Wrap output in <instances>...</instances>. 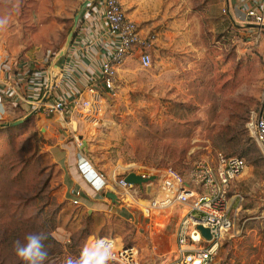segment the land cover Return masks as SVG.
<instances>
[{
  "label": "rangeland",
  "instance_id": "1",
  "mask_svg": "<svg viewBox=\"0 0 264 264\" xmlns=\"http://www.w3.org/2000/svg\"><path fill=\"white\" fill-rule=\"evenodd\" d=\"M99 1L0 0V60H53L72 40L76 17L79 25L83 10ZM122 3L141 30L162 39L150 68L126 60L112 95L49 129L53 117H0V264H22L13 242L30 232L47 235L46 264H65L98 238L133 246L141 264H162L151 256L155 230L148 224L156 220L171 239L183 207L176 202L153 217L141 207L162 195L167 169L191 181L201 163L215 164L218 153L245 159L248 171L229 193L242 201L235 199V228L223 239L216 263L264 264V155L249 130L264 97V39L250 35L253 27L246 36L228 25L222 0ZM19 119L22 124L6 126ZM66 146L110 177L112 193L119 191L114 180L130 173L156 178L137 201L121 200L136 221L116 211L94 212L74 196L67 167L59 162Z\"/></svg>",
  "mask_w": 264,
  "mask_h": 264
},
{
  "label": "built area",
  "instance_id": "2",
  "mask_svg": "<svg viewBox=\"0 0 264 264\" xmlns=\"http://www.w3.org/2000/svg\"><path fill=\"white\" fill-rule=\"evenodd\" d=\"M227 2L238 8L243 15L241 29H244L246 36L250 34L247 27H253L259 30V34L250 35L256 39L260 38V33L264 31V0H227ZM93 11L101 13L107 29L105 36L108 49L101 61L100 84L108 95H112L118 69L126 60L137 57L142 68L148 69L152 66V51L158 41V34L142 33L137 23L125 13L122 0H100L94 7L90 4L84 10L85 15L93 14ZM222 12L227 15L229 10L225 8ZM83 19L81 18L82 21ZM22 64L28 68L31 62L23 60L11 63L0 60V105L8 100L17 103L21 100L18 89L21 84L28 83L27 75L30 72L27 69H19ZM45 74L47 80L36 86L39 93L38 99L33 104L34 114L45 117L70 115L69 98L55 96L61 84V69L53 61L47 65ZM97 89L90 90L94 93ZM73 100L75 109L92 111L98 105L99 95L94 94L91 101H82L79 96ZM249 130L264 155V97L259 111L253 113ZM78 169L95 191L109 187L110 177L97 171L82 153L78 157ZM247 171L248 164L245 159L225 157L221 153L217 154L215 164L201 163L192 175L191 181H187L172 168L165 171L160 186L162 197L147 200V204L141 207V212L149 217L154 212L169 209L176 202L183 207L184 213L175 233L176 247L166 256V264H217L223 239L235 228V212L240 210V204L235 207V199L242 201L239 195L235 196L234 200L231 199L229 193L234 182L244 177ZM125 177L126 175L114 180L119 189L116 193L123 201H137L138 196L143 192L138 186L128 184ZM82 194L79 190L74 192L76 197H82ZM199 226L209 230L210 239L203 236L198 229ZM98 240L112 245L113 259L109 264H141L138 252L133 246L118 245L114 238L93 239L86 246L90 247Z\"/></svg>",
  "mask_w": 264,
  "mask_h": 264
},
{
  "label": "crops",
  "instance_id": "3",
  "mask_svg": "<svg viewBox=\"0 0 264 264\" xmlns=\"http://www.w3.org/2000/svg\"><path fill=\"white\" fill-rule=\"evenodd\" d=\"M221 8L222 10L225 8L229 10V13L225 15L226 20H228V25H233L238 28H242L243 15L241 14L238 8L234 7L233 5L231 6L227 2V0H222ZM128 17L134 22H136L134 20L133 14H128ZM81 18L84 19L83 21H80L81 23L79 25L76 24V27L78 28L73 34V38L69 42L64 52H61L59 55H57L56 58L51 61L49 58L46 57L42 61H34L33 63H31V65L28 66V68L26 67V65L23 64L18 67L19 69L30 70L29 74L27 75L28 83L21 84V86L19 87L18 91L21 100L18 103L15 101L12 102L8 100L2 105H0V117L8 112L15 113L16 115L22 114L24 116H31L34 113L35 110L33 104L38 99L39 93L38 89H36V86L37 84L38 86H40V84H43L47 80L45 71L47 69V65L53 61L56 63V66H58L59 69H61L62 71V76L60 79L61 84L59 89L56 91L55 96L57 98L65 96L69 98L70 108L68 111L69 113L71 112V114L65 116H53V118H51V121L53 122H49L47 124L48 129L50 128L51 123H54L53 125H61L62 121L66 122V119L73 117L74 113L78 110V108L75 109L74 107L73 99L77 98L78 96L82 101H91L94 98V94H97L99 95L98 104H101L104 97L107 95V92L103 89V87H101L100 84L101 61L103 59L102 57L104 53L107 52L108 49L107 37L105 36L107 29L105 23L103 22L100 12L97 13V11H93V14L88 13L86 15L85 12H82ZM136 23L139 26L138 22ZM247 28L251 29L250 27ZM253 30L254 32L252 33H254V35L259 34L258 29ZM141 31L142 33H148L143 30ZM258 39H264V31L263 33H260V38ZM161 43L162 39L158 35V41L152 51V54H154V52L156 54V50L158 47H160ZM134 59L136 60L138 58L136 57ZM91 88L98 89L96 92L93 93L90 90ZM41 116L43 118H47L43 115ZM56 148L58 150L59 147ZM61 148H63V150L65 151V157L60 158L59 162L62 164L65 163V167H67L66 169L72 187L71 192H75L77 190L82 191V197L84 198L85 202H87L85 205L83 204L84 206L92 208L94 212L109 211L114 213V211H116V213L114 214H118L120 216L125 215V218H122L127 221L131 223L136 221L135 212H132L129 209V206L123 207L122 205H120L121 199L120 197H118L117 193H114L117 196V200L113 201L112 199L107 197L108 193H112L108 188L101 191H95L89 184L88 180L84 176H82L78 169V157L81 152L79 154L76 151L73 152L72 147L70 148V146H66V149H64V147ZM139 189L142 192H145V188L139 187ZM161 197L162 195L159 194L158 198ZM101 205L105 207L104 211H102L103 208H101ZM169 209L161 211L163 213H154H157V215H160V213L165 214L167 211H169ZM182 213L179 215V221ZM154 221L155 223L152 224L151 222H149L150 224H148L150 226L153 225L155 230L154 232H151L152 236L150 237L152 246L151 256L154 257L155 261H160L162 262V264H165L166 256L170 255L176 247L175 233L179 221L176 224L175 231H173L171 239L165 236L164 228L159 229L156 227V220Z\"/></svg>",
  "mask_w": 264,
  "mask_h": 264
},
{
  "label": "clouds",
  "instance_id": "4",
  "mask_svg": "<svg viewBox=\"0 0 264 264\" xmlns=\"http://www.w3.org/2000/svg\"><path fill=\"white\" fill-rule=\"evenodd\" d=\"M3 22L0 21V27ZM47 235L44 232H30L23 240L13 242L15 256L22 264H46L48 250L46 247ZM113 259L112 245L109 242L98 240L92 246L82 249L79 257L67 258L65 264H109Z\"/></svg>",
  "mask_w": 264,
  "mask_h": 264
},
{
  "label": "water",
  "instance_id": "5",
  "mask_svg": "<svg viewBox=\"0 0 264 264\" xmlns=\"http://www.w3.org/2000/svg\"><path fill=\"white\" fill-rule=\"evenodd\" d=\"M78 21H79V16L76 17V24L78 23ZM23 121L24 120L19 119V120L15 121V122L8 123L6 126L7 127H15V126H18V125L22 124ZM155 179H156L155 177L146 178V177H143L141 175H137L135 173H130V174L126 175V177H125V181L128 184L139 186L140 188H144V185H146V184H148L150 182H153ZM107 197L112 199L113 201L117 200V196L114 193H108ZM198 229L203 234V236H205L208 239L211 238L210 232H209L208 229H205V228H203L201 226H199Z\"/></svg>",
  "mask_w": 264,
  "mask_h": 264
}]
</instances>
